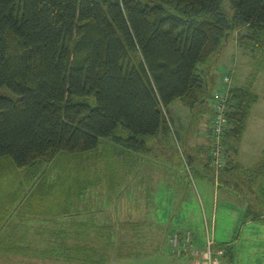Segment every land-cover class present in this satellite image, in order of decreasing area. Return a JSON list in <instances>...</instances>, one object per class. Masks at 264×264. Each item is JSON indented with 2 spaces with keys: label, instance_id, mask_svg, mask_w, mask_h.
Instances as JSON below:
<instances>
[{
  "label": "trees",
  "instance_id": "trees-1",
  "mask_svg": "<svg viewBox=\"0 0 264 264\" xmlns=\"http://www.w3.org/2000/svg\"><path fill=\"white\" fill-rule=\"evenodd\" d=\"M225 1L0 0V256L95 264L89 234L79 229L90 224L59 225L75 215L73 204L95 180L84 171L72 177V165L62 163L86 158L105 140L112 147L110 197L132 174L137 178L142 162L136 156H143L179 161L190 183L210 178L246 204L256 185L254 205H264V160L250 169L236 160L260 99L254 85L264 69V0H229L231 16L223 10ZM235 34L242 55L256 66L243 84H236L235 70L223 79L202 163L187 147L172 106L181 100L193 113L205 104L210 69L200 66H209ZM219 97L227 122L224 164L216 169ZM254 207L255 215L246 211V217L261 220ZM47 222L59 227L45 228ZM215 248L235 257L232 243Z\"/></svg>",
  "mask_w": 264,
  "mask_h": 264
},
{
  "label": "rangeland",
  "instance_id": "rangeland-1",
  "mask_svg": "<svg viewBox=\"0 0 264 264\" xmlns=\"http://www.w3.org/2000/svg\"><path fill=\"white\" fill-rule=\"evenodd\" d=\"M223 10L228 16L233 14V8L229 0L224 2ZM237 47L239 45L236 41V34L231 35L227 45L216 56L215 60L212 61V58L209 66L206 64V66H200L207 69L206 73L210 69V88L205 104L193 113H190L189 108L181 100L176 101L172 106V112L178 118H181L183 128L180 129L184 134L187 133V138L196 139L199 136L200 139L206 140L203 151L199 152L201 153L202 163L203 161L207 162L208 159V143L211 142V137L209 136L211 134L210 124L216 94L217 92H223L226 88L223 79L239 66L235 77L237 80L236 84H243L249 79L256 66V61H252L251 56L246 57V52L242 55L243 48H241V54L239 51L237 52ZM237 57L241 61V65H234ZM255 81L254 92L260 98L258 102H264V69L258 73ZM199 141L201 144V140ZM110 149H112L110 140H105L100 143V147L96 152L89 154L86 158H66V162L62 163H65V166L68 167L72 165L70 169L72 177H80L82 171L90 173L96 185L87 190L81 199L75 201L71 208L72 214L75 215L65 218L67 219L66 224L60 222L61 224L59 223V225L61 227L66 225L67 227L71 223L81 224V226L87 222L90 224L88 228L79 229L81 232L89 234L87 237L90 238V244L96 253L93 254V260L95 261L93 262L95 264H189V254L178 257L171 247L170 239L173 233L184 235L190 230L183 232H172L170 230V213L169 210L164 213V205L163 207L156 205V190L153 179L146 181L143 190L136 179L131 180L110 197ZM136 157L139 162L145 163L148 169L156 166L155 161H149L146 159L147 157ZM67 163L68 165H66ZM126 168L128 169V167ZM207 171L211 177L213 175L212 168L208 166ZM21 179L24 180V174L21 175ZM195 181L202 199L207 207H211L214 204L215 183L210 178L201 179L195 177ZM255 186L252 188V192H249V202L246 207L247 211L251 214L254 213V215L253 207L257 202ZM131 187L132 192L130 191ZM27 192L29 193L28 189ZM130 192L131 195H129ZM167 200L166 198H161V201L158 199L159 203H166ZM257 205L254 210L256 209L258 214L264 215L262 202L258 201ZM81 207H85L87 210H81ZM228 210L231 209L229 208ZM248 212L246 214H249ZM119 222L121 225H118ZM253 224L254 226H252ZM59 225L47 222L44 227L55 228V226L59 227ZM116 225L118 226L115 227ZM257 225L258 223L255 222L245 223V221H238V216H235V213L223 214L222 212L218 217L214 230L211 224L207 230L202 216L197 221L194 219L190 228L194 234L195 249L205 250L208 238L214 241V247L215 245L235 243L237 245V257L242 264H264V224L261 226ZM173 226L176 225L173 224ZM76 227L78 228V225ZM62 228L65 227L63 226ZM17 229L22 236L26 234H23L24 230L21 227ZM72 229L70 231L71 235L74 234ZM215 249L216 252L222 250L221 248ZM46 257L48 259H41L42 257L37 255H5L0 256V264H86L85 261L70 263L59 259L53 260L54 257L52 256ZM228 259H230L229 255L218 257L220 264H228ZM235 264H237V259Z\"/></svg>",
  "mask_w": 264,
  "mask_h": 264
},
{
  "label": "crops",
  "instance_id": "crops-1",
  "mask_svg": "<svg viewBox=\"0 0 264 264\" xmlns=\"http://www.w3.org/2000/svg\"><path fill=\"white\" fill-rule=\"evenodd\" d=\"M236 51H239L241 54L240 47H237ZM239 64L241 65V61L237 57V59H235L234 65ZM238 67L239 66L236 67L235 74H237ZM199 140H201L202 145L200 144ZM187 141L188 146H186L190 148L189 150L191 152L193 151L194 154L197 153L198 157H201V153H199L201 151L198 149L200 145L204 147L206 140L200 139V137L197 136L196 139H188ZM236 160L239 164L247 169L253 168L262 160H264V102H258L255 104L251 111L248 127L240 143L239 153L236 157ZM155 164V167L148 169L145 166V163L143 164L142 162V165L139 166L140 168L137 173L138 176L136 181L143 190L146 181L152 179L154 180V188L156 190V205L158 204L162 207L164 205V213H167L169 210L171 217L169 219L171 225L170 230L172 232L191 230L190 227L194 222V219L197 221L199 220L200 216H202L204 222L206 223L207 229L211 224L214 230V227L218 221V217L222 212L223 214L229 212L235 213V216H238V221L240 222H255L258 223L257 226L264 224V215L261 220H253L252 217H246L245 214L247 211V204L231 189L218 188L215 184L214 204H212L211 207H207L206 203L201 197L196 181L194 183H190L188 178L189 176H187L189 170L184 164L180 163L179 161L176 163H169L163 160H157ZM132 177L134 176H130V180H127L125 183L131 181ZM130 191L132 192V187ZM131 192L129 195H131ZM161 198H166L168 200L166 203H159L158 199L161 201ZM229 208L231 210H228ZM173 224L176 226H173ZM252 226H254V224ZM232 245L234 247L235 257L233 259H228V264H235L236 259L237 264H242V262H240L237 257V245H235V243Z\"/></svg>",
  "mask_w": 264,
  "mask_h": 264
},
{
  "label": "built area",
  "instance_id": "built-area-1",
  "mask_svg": "<svg viewBox=\"0 0 264 264\" xmlns=\"http://www.w3.org/2000/svg\"><path fill=\"white\" fill-rule=\"evenodd\" d=\"M216 108L217 115L214 120L215 152L213 154V157L216 169H220L224 164L221 134L227 122L224 116L226 109L224 98H218ZM192 240V233L190 231H187L184 235L174 233L170 239V244L174 253L178 257L184 254H189V264H220L218 257L223 256L224 251L218 250V252H216V249L214 247L215 243L211 238H208L206 249L203 251L195 249ZM217 255L219 256L217 257Z\"/></svg>",
  "mask_w": 264,
  "mask_h": 264
}]
</instances>
